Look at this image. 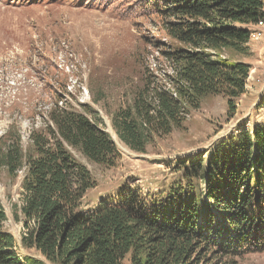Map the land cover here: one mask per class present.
I'll use <instances>...</instances> for the list:
<instances>
[{
    "label": "trees",
    "instance_id": "obj_1",
    "mask_svg": "<svg viewBox=\"0 0 264 264\" xmlns=\"http://www.w3.org/2000/svg\"><path fill=\"white\" fill-rule=\"evenodd\" d=\"M144 1L172 41L164 52L172 75L171 87L146 82L112 117L117 137L137 152L153 133L180 127L205 95H222L234 114L250 71L234 56L249 54L264 9V0ZM82 107L56 101L49 123L30 131L29 154L17 133L0 147V165L12 177L24 167L21 203L13 208L21 243L43 256L15 252L0 203V264H123L127 257L130 264H233L231 257L264 252V120L251 131L241 124L208 153L178 160V175L166 187L129 185L115 200L83 211L95 181L67 147L106 166L118 151L92 109Z\"/></svg>",
    "mask_w": 264,
    "mask_h": 264
},
{
    "label": "rangeland",
    "instance_id": "obj_2",
    "mask_svg": "<svg viewBox=\"0 0 264 264\" xmlns=\"http://www.w3.org/2000/svg\"><path fill=\"white\" fill-rule=\"evenodd\" d=\"M257 29L259 36L251 31L249 54L234 56L250 64L234 114H227L222 95H205L198 107L185 112L180 127L153 133L144 152H137L117 137L112 117L132 104L146 82L171 87L167 76L172 75L164 53L172 41L145 1L0 0V147L13 142L17 133L22 151L32 152L30 131L49 123L56 101L78 111L86 105L110 135L118 156L113 166H106L67 147L95 181L81 209L115 200L129 185L144 191L166 187L178 175V160L208 153L241 124L251 131L253 122L264 120V26ZM23 170L12 177L0 165V203L7 215L3 226L21 258L37 255L22 245L23 226L13 217L14 204L21 203ZM232 262L264 264V252L231 257ZM123 264H130L128 257Z\"/></svg>",
    "mask_w": 264,
    "mask_h": 264
},
{
    "label": "bare ground",
    "instance_id": "obj_3",
    "mask_svg": "<svg viewBox=\"0 0 264 264\" xmlns=\"http://www.w3.org/2000/svg\"><path fill=\"white\" fill-rule=\"evenodd\" d=\"M264 26V17L262 16V18L254 25V28H255V30L252 28V31H253V35L255 36V34L257 35V36H259L260 35V31L258 32V27H263ZM251 34V33H250ZM257 38V37H256Z\"/></svg>",
    "mask_w": 264,
    "mask_h": 264
},
{
    "label": "crops",
    "instance_id": "obj_4",
    "mask_svg": "<svg viewBox=\"0 0 264 264\" xmlns=\"http://www.w3.org/2000/svg\"><path fill=\"white\" fill-rule=\"evenodd\" d=\"M37 257H43L39 251H36Z\"/></svg>",
    "mask_w": 264,
    "mask_h": 264
}]
</instances>
